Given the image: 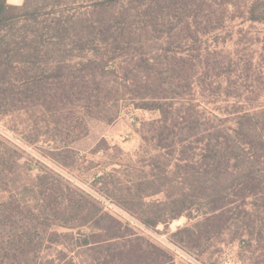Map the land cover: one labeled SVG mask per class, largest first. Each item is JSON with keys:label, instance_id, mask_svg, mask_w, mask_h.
I'll return each instance as SVG.
<instances>
[{"label": "rangeland", "instance_id": "obj_1", "mask_svg": "<svg viewBox=\"0 0 264 264\" xmlns=\"http://www.w3.org/2000/svg\"><path fill=\"white\" fill-rule=\"evenodd\" d=\"M222 1H208L209 20L190 25L175 22L170 30L163 26L166 33L158 32L153 39L138 37L146 23L140 16L133 18L138 34L130 55L112 59L110 73L101 74L98 68L88 70L86 66L92 60L109 59L112 52L90 25L104 20L116 31L121 3L69 0L60 6L55 0H33L39 18L16 24L17 29L23 28L24 39L11 41L10 52L21 47L22 55L12 56L18 62L2 71L0 83L11 81L27 91L33 81L52 85L55 78L51 76L62 66L74 87L77 76L89 78V72H96L103 91L101 104L94 107L88 106L84 96L73 102L38 95L18 101L12 96L3 98L11 110L0 113V264L45 263L71 249H75L70 253L76 259H84L77 256L70 234L94 233L93 240L98 241L100 225L110 224V234L118 231L115 223L97 224L100 212L121 223L120 235L140 236L162 247L175 264H264V212L258 233L251 236L242 230L238 235L234 212L213 216L207 213L212 204L203 196L179 200L178 193L169 196L162 192L145 199L151 203L153 215L162 220L180 215L152 227L141 221L139 213L125 210L110 196L130 189L135 192L140 181L152 179L155 173L165 181L182 182L179 151L172 155L156 148L149 125L161 119L163 112L143 108V103L152 107L168 104L170 119L190 117L212 131L223 127L234 135L239 117L245 114L254 115L261 126L264 0H233L229 5ZM255 1L260 2L256 5L262 17L259 20H253L250 12ZM7 2L22 5L25 0ZM60 12L68 15L72 25L61 40L47 28ZM143 56L152 64L148 77L139 66ZM146 79L149 89L145 88ZM13 103L17 104L14 108ZM256 133L264 134V129ZM201 146L191 148L188 155L199 161ZM257 166L264 169V162ZM28 233L39 242L37 251L27 250ZM126 240L118 238L117 245Z\"/></svg>", "mask_w": 264, "mask_h": 264}, {"label": "trees", "instance_id": "obj_2", "mask_svg": "<svg viewBox=\"0 0 264 264\" xmlns=\"http://www.w3.org/2000/svg\"><path fill=\"white\" fill-rule=\"evenodd\" d=\"M55 1L60 6L69 2V0ZM112 1L120 2L123 9L116 31H113V27L110 25L103 23L104 20L93 22L90 25L92 32L98 30L99 40L109 45L112 52L107 60L88 62L86 66L88 70L98 68L101 74L110 73L109 62L112 59L114 60L120 55H130V50L133 48L132 41L138 34L133 24V18L141 17L146 23L145 27L140 28L138 37L153 39L155 34H160L158 32L166 33V29H162L163 26L170 30L172 28L170 24L176 25L175 22L190 25L193 21L197 22L205 18L209 20L212 15L211 11L205 10L206 5L209 6V0ZM102 3L104 2L99 4ZM222 3L229 5L233 3V0H223ZM259 3L255 1L250 10L253 20L262 18L258 15L259 9L256 7ZM39 12V8L33 3V0H25L22 5H13L9 4L7 0H0V74L4 70L9 71L18 62L12 57L14 54L22 55L21 47L15 48L13 54L10 52V48L13 47L11 41L17 42L19 38L24 39L23 28L17 29L16 24L20 21H37ZM70 22L68 15L60 12L55 14L47 28L61 40L71 31ZM97 40L95 38L92 43L94 44ZM139 66L147 72L146 76L148 77L152 66L150 59L145 56L141 57ZM55 71V75L51 76V78H55L52 85H48L47 82L33 81L34 85L28 91L21 86L11 84V81H5L9 84L6 87L5 83L4 85L0 83V113H7L11 110L2 102L6 96H12L14 100L18 101L23 99V96L38 95L45 98H56L58 102L65 100L73 102L84 96L88 106L94 107L101 104L103 85L98 80L96 72H89V78L86 75L77 76L78 82L74 87L66 78L62 66L56 67ZM145 82V88L149 89L148 79ZM29 91H34L35 94L28 93ZM146 94L148 93L146 92ZM166 105L168 104L163 103L161 106L154 105L152 107L149 103H143L142 107L146 109L158 108L163 112L161 119L153 121L149 125L153 131L156 148L166 149L172 155L179 151L178 167L184 170L182 182L178 184L173 180L165 181L155 173L152 179L140 181L135 192L130 189L127 193L119 195L112 193L110 196L113 201L129 212L139 213L142 222L154 227L159 222L167 223L180 214L168 219H159L153 215L151 203L146 202V198L162 192H166L169 196L171 193H178L179 200H184L185 197L203 196L212 204L207 213H212L214 216L232 211V213L234 212L232 218L236 233L242 235L243 233L239 231L244 230L247 234L254 236L259 232V221L262 212H264V169H259L257 166L259 162H264L262 161L264 160V134L256 133L258 129H264V118L261 126H258V123H255L253 119L255 116L252 114L239 117L238 128L235 129L233 135L223 127H213L212 131L204 123L190 117H183L181 121L178 118L170 119L168 117L169 105ZM11 106L14 108L17 104L13 103ZM251 121L254 123L251 124ZM206 132L208 134L203 135ZM0 144H2L1 141ZM200 144L202 151L198 161L194 156L190 157L188 152ZM181 162H184V165H180ZM114 171L117 170L114 169ZM107 175L111 176L112 173H107ZM249 204L252 208L248 207ZM13 209L15 210L16 207ZM191 216L189 215L190 218H192ZM102 222L115 223L118 231L115 234H110L108 233L111 228L110 224L108 226L100 225L101 232L98 235L101 236V239L98 241L93 240L96 235L94 233H80L77 237L70 234L77 246L76 252L79 254L77 256L85 257L84 259H76L75 255L70 253L75 249H71L61 252L57 259L47 258V262L41 261L39 264H135L140 259L144 261V264H175L174 258L162 247L140 236L120 235L121 223L109 214L103 212L98 214L97 224H102ZM27 236L28 240L25 242L27 250L29 252L37 251L39 242H35L32 233H28ZM118 238L128 240L122 246H118Z\"/></svg>", "mask_w": 264, "mask_h": 264}]
</instances>
